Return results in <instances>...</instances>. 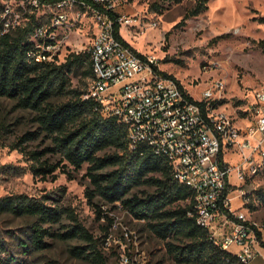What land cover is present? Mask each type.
<instances>
[{
    "label": "rangeland",
    "instance_id": "1",
    "mask_svg": "<svg viewBox=\"0 0 264 264\" xmlns=\"http://www.w3.org/2000/svg\"><path fill=\"white\" fill-rule=\"evenodd\" d=\"M121 1L118 11L141 19L140 25L123 29L127 41L137 52L154 58L159 69L176 77L197 99L205 88L222 80L221 104L234 115H241L251 93L264 84V50L260 43L264 42V21L260 20L264 17V0H209L204 11L185 20L183 17L195 6L196 0ZM91 36L88 23L82 22L73 29V41L80 49L89 43ZM79 77L82 76L72 74L74 85H79ZM33 115L27 109L16 107L14 99L0 97V123L4 122L9 128L0 139V196L26 193L45 198L53 205L71 207L95 237L105 264H183L167 251L165 240L152 233L144 220L134 217L120 202L110 203L86 194L91 186L87 162L74 168L67 160L62 161L60 155L50 154V161H62L59 167L45 178L35 175L29 167L31 162L9 146L26 130L37 128ZM49 142L48 138L40 136L28 145L41 148ZM227 155L232 165L242 161L239 150ZM235 173L232 178L235 184H231L232 203H241L238 195L243 190L249 201L240 208L264 228V201L260 196L264 193V172L247 175L244 182H240ZM135 190L145 192L153 187L141 185ZM249 203L256 209H251ZM33 220L28 216L0 214V240L7 248L0 249V264H96L78 253L90 248L83 237L61 239L48 235L47 248L25 251L19 239H29L26 233ZM71 222L65 215L61 222L45 226L58 232L69 228ZM253 264H264L260 253Z\"/></svg>",
    "mask_w": 264,
    "mask_h": 264
},
{
    "label": "built area",
    "instance_id": "2",
    "mask_svg": "<svg viewBox=\"0 0 264 264\" xmlns=\"http://www.w3.org/2000/svg\"><path fill=\"white\" fill-rule=\"evenodd\" d=\"M0 2L1 33L21 26L30 15L39 19L30 36V59L61 63L71 52L88 55L93 75L83 98L92 99L103 116L127 124L130 147L143 142L166 157L174 177L194 191L197 223L235 253L239 264H253L261 244L256 228L262 225L232 207L230 191L233 170L240 182L264 172V84L251 93L241 115H234L221 104L222 80L197 99L161 73L154 58H143L134 49L123 29L140 25L141 19L118 11L121 0ZM82 22L89 24L92 36L80 49L73 29ZM224 149L239 150L242 161L231 167L221 158ZM244 194L238 195L241 205L249 201Z\"/></svg>",
    "mask_w": 264,
    "mask_h": 264
},
{
    "label": "trees",
    "instance_id": "3",
    "mask_svg": "<svg viewBox=\"0 0 264 264\" xmlns=\"http://www.w3.org/2000/svg\"><path fill=\"white\" fill-rule=\"evenodd\" d=\"M208 1L196 0L183 20L204 11ZM260 20L264 21V17ZM38 24L39 19L33 14L16 29L1 33L0 23V97L12 98L16 107L33 112L32 119L37 123L36 129L26 130L11 141L10 148L19 150L31 162L30 170L44 178L63 160L74 168L87 162L91 186L86 194L110 203L120 202L134 217L144 220L152 233L166 241L167 251L178 263L239 264L235 253L223 249L213 240L209 229L197 223L194 191L174 177L170 161L156 154L146 143L130 147L127 124L117 116H103L92 99L83 98L93 75L88 55L71 52L61 63L37 62L29 58L30 36ZM119 28L116 22L117 35ZM260 43L264 50V42ZM159 71L181 85L172 74ZM72 74L82 76L79 85L73 84ZM62 97L66 99L61 100ZM7 131V124L1 122L0 139ZM40 136L50 142L41 148H30L28 143ZM107 149L113 151L107 152ZM50 154L60 155L62 161H50ZM141 185L153 187V190L136 191L135 187ZM260 196L264 201V193ZM248 206L256 209L251 203ZM1 213L34 219L26 233L29 239H19L20 247L27 252L47 248L50 245L45 239L48 235L61 239L83 237L90 248L79 250V255L96 264H105L95 237L71 207L53 205L45 198L26 193H14L0 196ZM65 215L72 220L66 230L52 232L45 226L61 222ZM256 232L264 246L261 229L256 228ZM0 249L7 250L2 240Z\"/></svg>",
    "mask_w": 264,
    "mask_h": 264
},
{
    "label": "crops",
    "instance_id": "4",
    "mask_svg": "<svg viewBox=\"0 0 264 264\" xmlns=\"http://www.w3.org/2000/svg\"><path fill=\"white\" fill-rule=\"evenodd\" d=\"M229 153H232V154H235V152L234 151H232V150H230V149H224L223 150V152L221 153L222 155H221V157H222V160L225 162V163H227V164H229L231 167L233 166L229 161H228V155L227 154H229ZM236 171L235 170H233V175H231V184H235V183H233V181H232V178H235V175H236V173H235ZM235 174V175H234ZM239 184V183H238ZM231 188H232V186H231ZM233 188H232V190L230 191V195H232L233 194ZM240 206H241V203L240 202H237L236 204L234 203H232V207L233 208H240ZM256 212V211H255ZM261 232H262V240L264 241V228H261ZM258 253H260L262 256H263V258H264V246L263 245H261L260 244V246H259V252ZM257 256V255H256Z\"/></svg>",
    "mask_w": 264,
    "mask_h": 264
}]
</instances>
